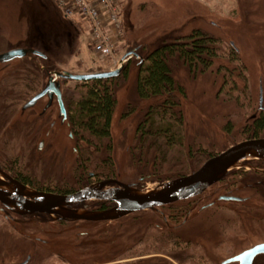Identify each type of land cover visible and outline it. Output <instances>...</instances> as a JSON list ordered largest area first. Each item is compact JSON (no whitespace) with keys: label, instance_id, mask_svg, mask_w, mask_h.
Wrapping results in <instances>:
<instances>
[{"label":"rangeland","instance_id":"1","mask_svg":"<svg viewBox=\"0 0 264 264\" xmlns=\"http://www.w3.org/2000/svg\"><path fill=\"white\" fill-rule=\"evenodd\" d=\"M121 2L125 36L118 43L119 60L128 52L143 58L161 40L185 37L194 30L216 39L219 49V57L204 73L191 74L180 63L174 66L185 96L173 98L179 106L172 105L164 119L157 112L162 99L137 97L139 60H132L129 80L117 92L112 159L117 182L145 194L160 190L168 179L192 174L212 155L254 138L255 120L264 114V0ZM88 31L80 18L66 20L54 0H0V54L26 48L46 57L31 56L39 77L28 64L30 56L10 63L5 73L0 126L10 130L0 139V152L25 155L27 167L49 176L46 188L50 190L79 188L81 170L74 150L78 143L70 139L67 122L58 119L53 128L56 137L49 142L52 157L43 155L46 163L39 161L33 147L43 127L33 116L38 106L23 118L19 112L46 83L48 69L92 74L116 68L85 43ZM61 85L68 107L80 91L73 81L62 80ZM180 113L182 124L177 120ZM143 123L146 132L139 131ZM167 125L177 131L171 142L157 132ZM263 137L264 130L258 138ZM258 168L264 169V162L243 158L222 183L189 203L115 221L65 222L55 214L20 218L7 214L0 203V264H221L264 242V172H257ZM89 171L94 169L90 166ZM255 173L262 177L251 175ZM220 196L241 197L245 202H224L218 200ZM213 200L217 205L209 206ZM256 264H264V257Z\"/></svg>","mask_w":264,"mask_h":264},{"label":"water","instance_id":"2","mask_svg":"<svg viewBox=\"0 0 264 264\" xmlns=\"http://www.w3.org/2000/svg\"><path fill=\"white\" fill-rule=\"evenodd\" d=\"M135 53L126 54L119 66L108 72L92 74H73L69 72L55 73V78L36 97L25 106V110L34 107L37 102L47 96L56 95L61 108V116H65V107L62 99V86L60 80L83 82L93 79L115 78L122 74L128 64L129 58ZM28 56H45L31 49H15L0 55L1 63H10ZM59 80V81H58ZM255 157L264 160V138L248 140L239 143L228 150L207 160L194 173L168 182L160 190L140 193L129 186L115 181L105 182L99 187H90L73 195H54L32 191L31 189L11 182L0 181V203L11 213L19 216H31L34 214H55L63 219L84 222L115 221L130 216L137 212L168 206L180 201L190 200L202 195L210 187L221 181L231 168L236 166L243 158ZM4 178L8 179L4 175ZM9 180V179H8ZM109 184H118L119 188L103 190ZM6 190H15L19 196L7 193ZM225 200H237L236 198H223ZM108 201L115 203V207L106 211H79L71 209L75 204L91 201ZM264 254V244L258 245L247 252L223 263L252 264L256 256Z\"/></svg>","mask_w":264,"mask_h":264},{"label":"trees","instance_id":"3","mask_svg":"<svg viewBox=\"0 0 264 264\" xmlns=\"http://www.w3.org/2000/svg\"><path fill=\"white\" fill-rule=\"evenodd\" d=\"M216 45V39L201 30H194L185 37L161 40L143 58L139 56V53H136L135 57L139 60L135 80L137 97L141 100L162 99L163 103L158 106L157 112L164 119L172 105L179 106L177 102L173 101V98L177 94L185 96L184 88L175 77L174 66L180 63L191 74L204 73L212 68L214 61L219 57V49ZM89 48L92 49V47ZM135 57L128 62L125 70L118 77L76 82L75 88L80 91V95L78 99L68 103V120L72 134L76 137L78 144L85 143L87 145V149L84 151H88L90 162L95 160L91 151L103 154L104 158L98 160L99 163H95L96 167L98 165L99 167L98 170L94 168V172L108 177L114 176L116 173L110 155L113 151L112 128L118 106L117 92L119 88L127 84L131 62ZM126 112L122 115L123 119L127 116ZM177 115L180 116L177 119L178 122L182 124L181 113ZM152 121L153 119L149 122L151 126ZM144 123L140 125L139 131H145ZM161 130L157 132L164 133L169 142L177 138V131L172 125L163 126ZM254 130V138L259 137V134L264 130V114L255 121ZM79 148L80 145H78ZM168 180L173 181L172 179ZM95 204L94 206L99 211L111 208L108 206V202Z\"/></svg>","mask_w":264,"mask_h":264},{"label":"flooded vegetation","instance_id":"4","mask_svg":"<svg viewBox=\"0 0 264 264\" xmlns=\"http://www.w3.org/2000/svg\"><path fill=\"white\" fill-rule=\"evenodd\" d=\"M19 49H26V48H19ZM2 54H4V53H2ZM2 54H0V55H2ZM35 57H38L39 59H43V60L46 58V57L43 58L41 56H35ZM23 59H25V58H23ZM17 60H19V59H17ZM31 60H32V58L30 56V61ZM12 62H14V61H12ZM12 62H10V63H12ZM10 63H1L0 64V92L2 91V88H1L2 82L4 80V77L6 76L5 73L11 67ZM28 64L32 65L34 73H36L37 76L39 77V70H38L37 66L34 65L35 61H31ZM41 68L45 69V67H41ZM46 73H47L46 83L43 84V86L40 88V90L37 91L35 93V95L26 104H28L34 97H36L37 95L42 93V91H44V89L46 88V86L50 82L51 78H53V79L55 78V76H54L55 72L53 71V69L46 70ZM62 80L63 79H61V81ZM62 99H63V103H64V107H65V116H66V118L61 116V108L59 106V101H58V98H57L56 95L50 96V94H47V96L44 97L43 99H41L39 102H37V104L34 107L30 108V109H34L35 107L38 106L37 110L34 111V115H33V116H35L34 120H35V122H42L43 123V127L40 130V133L38 135H35V137L33 139V141H34L33 147L36 148L34 152L35 153L37 152L38 154H40V156L37 157V159H39V161H40V159L45 161V159H43V157H42L43 155H45V158L48 157V156L52 157V155H51L52 153L50 152L51 143L49 144V142L51 140H53V137H56L55 136V131L56 130L53 129V128H55L57 126V120L60 119V122L62 124L67 122L68 127L70 128V123H69V120H68V115H69L68 111H69V109L67 107V104L65 105L64 98H63V93H62ZM26 104L21 107V110L19 112L20 118H23L25 113L28 110H30V109L25 110ZM254 120H255V118H254ZM256 120H257V118H256ZM12 126H15V125H12ZM12 129H14V127ZM9 130H10V127H5V128L1 129V126H0V139L1 140H2V138L7 137L6 135L9 133ZM69 136H70V139H75L76 140V137H74V135L72 134L71 128H70V135ZM253 139H260V138L255 137V138H252L250 140H253ZM36 141L38 142L37 144H35ZM83 144H85V143H83ZM85 146H86V148H84V149H87V145L86 144H85ZM81 149L83 151H78V144L76 145V147L74 149L75 152H77V156H78L77 169L81 170L80 182H79V180L77 181V183L79 185V188H77V189H72V190H61V189L60 190H58V189L56 190V189H52V190H50V189L46 188V186H47L46 182L51 181L49 179V176L47 177L45 174H43L42 171H39L38 173L33 172L29 167H27L26 166V163H27L26 162V157L20 151H19L20 153H14V154H16L14 156H12L10 153L0 152V177H1V181L3 183H8V184H11V182L13 181V182L21 184V185H23V186H25V187H27V188L31 189L32 191H35V192L45 193V194L62 195V196L73 195V194H76V193H78V192H80L82 190H85L87 188H90V187H99L100 184L105 183V182H109V181L117 182L118 181L117 177L115 175L108 177L107 175L104 176V175L99 174V172H94V171L91 172V171H89V168H90L91 165H92L91 167L93 169L94 168L97 169L99 167V165L96 167L95 163H99V161L101 159L100 155L102 156V158H104L103 154L102 153L93 152L92 155L95 157V162L93 161L92 162L93 164H92L89 161V159H88V154H89L88 151H84L83 148H81ZM104 156H106V155H104ZM110 156L112 157V153H111ZM212 157L213 156H211L210 158H212ZM210 158H208L207 160H209ZM37 159H36V161H37ZM258 160L260 162H264L263 159H258ZM45 163H46V161H45ZM40 164L41 163H38V165H40ZM40 166H42V168H44L45 164L42 163V165H40ZM257 172H264V169L258 168ZM4 175L7 176V178L9 180L4 178ZM251 175L255 176L257 178L259 176L262 177V175H260L258 173L251 174ZM223 180H224V177L218 183H222ZM167 182H170V181L168 180ZM218 183H216V184H218ZM117 187L119 188L118 184H109V185L103 187V190H108V189L117 188ZM228 197L236 198L237 200L229 201V200L223 199V198H228ZM192 199H194V198H192ZM192 199H190V200H192ZM190 200H185L184 202L189 203ZM218 200L224 201V202H237V203L245 202V201H243V199L241 197H236V196H220L218 198ZM100 202H108V201L91 200V201L81 202V203L75 204L73 207H71V209H75V210H79V211H81L82 209H85V211H99V210H97V208L95 206H93L94 209H92V207L89 206V205L91 203H100ZM180 202H183V201H180ZM108 203H109L108 206L111 207L110 209L115 207V203H111V202H108ZM177 203H179V202H177ZM216 203H217V200H213V202L208 204V205L214 207V206L217 205ZM168 206H170V205H168ZM2 207L4 208V210H6V213L8 214L9 211L3 205H2ZM164 207H167V206H164ZM160 208H162V207H160ZM155 209H159V208H155ZM151 210H154V209H151ZM151 210H147V211H151ZM141 212H143V211H141ZM137 213H139V212H137ZM14 215H16L17 217H20V218H27V217H35V216L38 217V216H41L42 214L38 213V214L31 215V216H19L17 214H14ZM58 220L63 221L64 219L63 218H58ZM65 222H75L76 223V222H84V221H73V220H69L68 219V220H65ZM89 223H91V222H89ZM173 243H174V246H176L177 241H173ZM186 244L188 245V243H186ZM261 244H264V242L256 244V245H253L252 247H249V248L243 250L242 252L234 255L233 257L226 259L221 264H223V263L231 260L232 258H235V257L247 252L248 250H250V249H252V248H254V247L258 246V245H261ZM261 257H264V254H260V255L256 256L255 259L253 260L252 264H256V261L259 258H261ZM230 264H239V263L238 262H234V263H230Z\"/></svg>","mask_w":264,"mask_h":264},{"label":"built area","instance_id":"5","mask_svg":"<svg viewBox=\"0 0 264 264\" xmlns=\"http://www.w3.org/2000/svg\"><path fill=\"white\" fill-rule=\"evenodd\" d=\"M54 1L66 20L80 18L84 22L89 30L88 35L84 36L85 43L99 56L111 61L114 67H118L120 64V60L116 58L118 43L125 36L121 0Z\"/></svg>","mask_w":264,"mask_h":264},{"label":"bare ground","instance_id":"6","mask_svg":"<svg viewBox=\"0 0 264 264\" xmlns=\"http://www.w3.org/2000/svg\"><path fill=\"white\" fill-rule=\"evenodd\" d=\"M7 193H10L12 195H15V196H19V193L15 190H6Z\"/></svg>","mask_w":264,"mask_h":264}]
</instances>
